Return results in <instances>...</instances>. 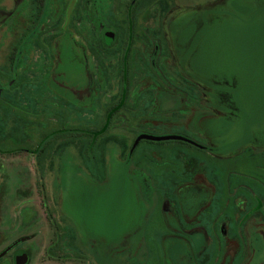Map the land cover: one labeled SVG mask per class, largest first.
Returning a JSON list of instances; mask_svg holds the SVG:
<instances>
[{
  "label": "rangeland",
  "instance_id": "374dc122",
  "mask_svg": "<svg viewBox=\"0 0 264 264\" xmlns=\"http://www.w3.org/2000/svg\"><path fill=\"white\" fill-rule=\"evenodd\" d=\"M136 1L98 0L94 23L81 3L65 36L69 0H48L42 14L30 0L15 6L0 0L2 14L11 13L0 17V232L22 241L36 235L37 245L48 243L51 264H128L129 256L141 258L132 264H170L162 256L181 253L193 226L207 227L206 208L215 211L217 196L198 205L181 199L189 184L217 182L204 153L178 141H143L126 161L140 133L210 130L203 117L214 111L202 81L234 79L245 112L230 126L264 129V12L257 0H228L226 10L210 13L192 67L180 65L179 43L186 39H175L178 22L192 15L184 24L197 28L204 6L219 0H140L132 8ZM100 30L116 31L118 48L103 47ZM149 30L161 33L165 49L157 64L173 93L154 80ZM185 93L194 97H187L191 112L184 114L177 108ZM142 152L151 156L141 158ZM165 200L164 208L175 201L181 207L166 214ZM260 222L250 230L246 264H264ZM203 244L194 237L196 254Z\"/></svg>",
  "mask_w": 264,
  "mask_h": 264
},
{
  "label": "flooded vegetation",
  "instance_id": "af4514ba",
  "mask_svg": "<svg viewBox=\"0 0 264 264\" xmlns=\"http://www.w3.org/2000/svg\"><path fill=\"white\" fill-rule=\"evenodd\" d=\"M47 1L48 0H30L31 9L33 10L36 5L35 8L40 9L42 14ZM97 1L98 0H69L67 10L64 12L66 15V22L61 30L65 33V36L68 35L66 32L69 30L76 8L79 7L81 3L84 5L87 19L91 21V23L95 22L97 19ZM172 1L175 2L177 0ZM17 2L22 4L28 2V0H14V6ZM136 3H138V7L142 5L141 1L137 0L131 7L134 8ZM227 4L228 0H219V2L215 4L204 6L206 15H203L201 19L200 17L198 18L201 24L198 25L197 28H195L193 24L191 25L192 27H188V23L187 25L184 24L185 18H190L188 21L194 20L192 15H185V17L178 22L179 24L181 23V26L176 30L175 39H186V42L183 44L179 43V48L181 49V57L179 58L180 65L185 61L184 65L192 67V61L200 57L199 45L204 38L202 33L205 26L208 25L209 21L211 22L210 13H213L217 8L226 10ZM254 4L260 7L261 12H264V0H257ZM200 7L202 6L196 8L200 10ZM10 14H2V10H0V17H7ZM190 28L192 29L189 30ZM187 32L190 33L189 37H186ZM97 33L100 34L103 47L107 49L118 48L120 39L116 31L100 30V32L97 31ZM143 34L146 33L143 32ZM146 35L152 43V48H150V50L153 49L152 59L155 58V60H151V67L155 75L154 77H156L154 80H157L160 85L169 86V93H173L171 90L172 85L164 75L163 69L157 64L158 59L165 49L163 41H160L161 33L154 34L152 30H149ZM144 64L146 67L148 66L145 62ZM227 77L228 76H224L222 79L210 83L201 82V85L207 90V101L209 106L214 111L212 115L203 117V120L208 119L210 123H212V126L208 128L210 130H193L196 136L187 135L185 133L174 134L184 136L196 144L192 145L180 142L190 149L204 153V157L202 158L203 161L205 160L207 162V165H204L209 168L212 166L214 168L213 171L216 172L215 177L217 178V182L209 180L207 187L198 186L191 188L189 182L190 180L194 181L193 172V174L186 179V185L189 184V186L181 190V199L191 197L194 199L193 203L198 205L200 203L198 199H208L209 197L214 198L217 196L218 206L215 207L216 212L208 209V207L206 208V212L209 213L205 216L210 217L207 227L193 226V228L189 230L191 232L190 236H192L188 238L192 242L190 244L181 243L180 247L184 248L181 253L178 252L175 255L170 254L169 256H162L164 260L168 258L170 264H246L251 261L250 230L252 229V225L255 224V219L260 218V226L262 227L259 229H264V129L242 130L240 128L241 130H235V127L230 126L234 123L240 124L242 122L245 105H243L240 100L239 85L234 79ZM192 79L191 76L190 82H192ZM190 84L193 86L192 83ZM185 94L186 97L183 96V98H181L180 106L177 108L183 111L184 114L191 112V107H189L188 104L192 101L188 100V98L191 97V99H193L194 97L192 94ZM173 112L176 111H171V113ZM217 117L218 122L214 121ZM220 123L222 125H219ZM213 126L216 127L213 128ZM228 126H230L229 130H227ZM142 134L150 135L149 133L138 134L132 146L136 139ZM142 142L143 141L138 144L133 153H131L132 147L130 148L126 158L128 165L132 162ZM153 143L163 145L161 144L163 142ZM141 154V158L151 156L147 154V152H142ZM196 165H198V163H196ZM200 181L203 183L205 180ZM216 191L217 193L215 194ZM174 192H177V190L173 191V193ZM173 193L172 196L169 195L168 199L172 200ZM165 199H167V196H165ZM166 202V200L163 202L161 208L162 212ZM169 203L170 202H168L166 208H164L168 212L166 214L172 211L171 209L173 206L181 207L177 201L174 203L171 202L172 204ZM226 204L228 206H226ZM232 205H235V207L231 208ZM214 232H216L217 235H215ZM194 237H202L204 243L203 249L197 254L193 248ZM34 240L36 241L35 243L33 242ZM37 241L38 239H36V235L34 234L30 239L27 236L26 240L22 241V239H10L5 233L0 232V264H51L49 250L44 254L45 246H49L48 243L39 246L37 245ZM178 245L177 243L174 245L176 249ZM258 251L262 253L264 249L262 250V248H260ZM54 257L60 258V255ZM136 257L137 256H129L126 263L132 264L134 262L132 259ZM154 257H156V255H154ZM152 258L151 255L147 256V260H151ZM211 258L214 262H211ZM137 259H141L140 256H138ZM56 261L57 260L54 259L53 264H55ZM63 262L65 263L66 261ZM139 263L142 262L140 261Z\"/></svg>",
  "mask_w": 264,
  "mask_h": 264
},
{
  "label": "water",
  "instance_id": "95a60500",
  "mask_svg": "<svg viewBox=\"0 0 264 264\" xmlns=\"http://www.w3.org/2000/svg\"><path fill=\"white\" fill-rule=\"evenodd\" d=\"M141 141H151V142H156V143H161V142H169V141H179V142H185L188 144H192V145H196L194 142H192L191 140H189L188 138L184 137V136H179V135H172V136H151V135H141L139 136L134 145L133 148L131 150V153L134 152V150L136 149V147L138 146V144Z\"/></svg>",
  "mask_w": 264,
  "mask_h": 264
},
{
  "label": "trees",
  "instance_id": "16d2710c",
  "mask_svg": "<svg viewBox=\"0 0 264 264\" xmlns=\"http://www.w3.org/2000/svg\"><path fill=\"white\" fill-rule=\"evenodd\" d=\"M102 136L101 135H98V138H101Z\"/></svg>",
  "mask_w": 264,
  "mask_h": 264
}]
</instances>
